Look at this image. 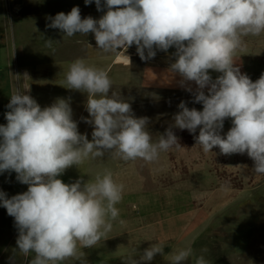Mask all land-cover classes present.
I'll list each match as a JSON object with an SVG mask.
<instances>
[{
    "label": "clouds",
    "instance_id": "1",
    "mask_svg": "<svg viewBox=\"0 0 264 264\" xmlns=\"http://www.w3.org/2000/svg\"><path fill=\"white\" fill-rule=\"evenodd\" d=\"M92 2L85 0L86 5ZM95 4L101 11V0ZM103 7L108 10L98 20L82 19L79 7H73L68 14L50 18L46 27L68 37L93 33L97 49L104 53L135 44L142 61L156 56L154 48L167 52L175 47L169 69L181 77V86H198L194 102L202 103L203 110H190L181 101L174 124L153 142L146 130L148 119L135 118L130 104L115 93L109 97L108 73L77 59L65 83L68 89L87 93L91 119H82L93 126L89 141L78 132L68 101L57 99L41 109L30 95L14 89L5 114L7 125H0V173L14 171L28 189L10 199L0 191V206L14 217L18 253L25 258L33 254L28 264H62L68 259L86 264L80 249L95 247L112 230L124 185L111 171L87 182L81 178L66 184L57 178L88 159L109 153L124 162L151 163L161 151L181 147L173 128L195 134L199 127L194 139L205 153L215 147L226 156L247 153L254 161L253 172L264 175V74L252 82L234 61L244 48L243 37L264 32V0H106ZM209 70L222 75L213 80ZM226 118H232L233 126L225 137L221 131ZM134 253L136 248L124 264H148L158 254L163 256L164 248L154 243L139 256ZM191 255L190 246L182 248L171 254L169 264H186ZM195 264L210 262L200 255Z\"/></svg>",
    "mask_w": 264,
    "mask_h": 264
},
{
    "label": "crops",
    "instance_id": "2",
    "mask_svg": "<svg viewBox=\"0 0 264 264\" xmlns=\"http://www.w3.org/2000/svg\"><path fill=\"white\" fill-rule=\"evenodd\" d=\"M105 3L106 0H101V11L97 10L94 0L89 5L85 4V0H32L27 9V6L21 8L23 10L20 13H24L23 17L26 19V23L33 24V31H39L43 34L39 38L47 42L43 49L46 52L50 51L53 57L58 56L44 63L48 71L54 69L60 72V79H56L55 83L58 88L62 89V93L56 97H65L70 105L78 98L74 95L78 93V90L68 89L65 83L69 66L77 59H83L86 64L102 68L108 73L112 81V88L109 93L116 88L189 92L186 88L191 87L193 91L189 93L193 94L198 86L194 82H186L184 86H181V77L169 69L170 64L175 62V57L172 55L176 51L175 47H170L167 52L154 48L156 56L142 61L137 54L135 44L118 52L104 53L97 49L93 33H88L85 36L78 33L76 36L68 37L60 29L46 27L47 24L51 23L50 18H54L56 14L61 12L68 14L73 7H79L82 19L90 16L98 20L108 10L103 7ZM52 37V41L58 40V43H48ZM126 56L130 58V62ZM29 64L35 65L36 70L25 67L22 70L26 77V80L23 77L22 87L26 89L25 94L27 95L31 94L33 84H31L30 89L26 84L34 75H36L34 80L38 79L41 84L45 80H50V78L41 80L37 77L42 63ZM241 68L242 71L240 72L243 74L242 65ZM209 74L215 77L211 71ZM40 90L41 87L37 89L35 94L41 96ZM204 92L206 95L208 94L207 87ZM194 108L203 110L201 109L203 105ZM179 111L180 109H175L171 113L162 115L156 119L152 128L149 126L152 116L148 118V114L145 115L148 119L146 130L151 134L153 142H157L159 136L163 135L166 129L174 124L173 117ZM134 112L136 111H132V113ZM232 126V122L226 123L224 121L221 135L226 137V133ZM172 130L174 134L177 133L181 147L173 146L167 151H161L158 159L154 162L148 163L140 159L124 162L119 158H113L109 153H106L104 157L96 158L95 164H98L97 167L101 170V174L105 170L111 171L114 180L124 185V192L121 202L116 205L119 216L113 222L112 230L107 237L97 244H100L99 250L90 253L93 258L96 255H101V259H107L110 264H124L132 249L136 248L137 253L133 255L139 256L151 244L159 243L164 248V255L158 254L148 264H169L170 256L177 245L175 239L185 228L194 224V220L197 219L196 216L204 220L215 213L214 210L210 209L213 204L224 205L227 203L229 188L226 185L211 187L214 179L219 177L214 168L226 167L225 170H227L228 164L222 165L226 161H230L231 164L233 162L239 164L238 169L240 170L249 168L251 158L247 153L226 156L220 154L218 147L213 148L212 152L205 153L200 145H196L194 139V136L199 135V127L195 134L189 133L186 129L173 128ZM92 131L93 129H86L80 131V134H86L91 141ZM180 132L185 133L178 134ZM182 136L187 139V143H182L179 140ZM90 163V159H88L78 167L73 165L68 168L70 171L63 173V182L71 184L81 178L84 182L94 180L95 178H85V171H82ZM181 169L201 170L200 185L194 187L195 180L183 178L182 174L179 173ZM172 172L175 176L170 180ZM187 186L192 187L188 188ZM120 221L123 223L121 224ZM151 226H155L156 232H159L160 235L154 234ZM126 234L131 236L127 237ZM88 257L86 256V258Z\"/></svg>",
    "mask_w": 264,
    "mask_h": 264
},
{
    "label": "rangeland",
    "instance_id": "3",
    "mask_svg": "<svg viewBox=\"0 0 264 264\" xmlns=\"http://www.w3.org/2000/svg\"><path fill=\"white\" fill-rule=\"evenodd\" d=\"M23 1L25 0H0V125L3 126L7 125L5 114L10 111L7 105L10 103V96L14 89L19 88L26 93V89L22 87L23 77L26 80L22 70L24 67L36 70V66H31L29 63H42L37 77L41 80L50 78L49 81L45 80L43 84L39 83L38 79L34 80L36 75L29 82L26 81L29 89L33 84L30 96L35 99L41 109L51 106L57 99L67 101L65 97H56L62 93V89L58 88L55 83L56 79H60V72L50 68L48 71L44 65L50 59L58 56L53 57L50 51L46 52L43 49L47 43L39 39L43 34L39 31H33V24L26 23V19L23 17L24 13L21 14L20 11L25 6L27 9L32 0ZM52 39L53 37L50 43H58V40L52 41ZM243 41L244 48L238 50L234 57L235 66L242 71V65L243 74L255 82L264 74V32L259 36L243 37ZM210 71L215 76L210 75L213 80L222 75V73L214 70ZM40 87L41 96L35 94ZM113 93L130 104L131 110L136 111L133 113L136 114L135 118H145L146 114H148V118L152 116L150 128L156 119L162 115L179 109L178 105L181 101H184L190 110L203 105L194 102L192 93L179 90L116 88L111 90L109 97ZM74 95L78 98L70 107L72 119L78 126V132L93 129L92 125L82 119H91L86 110L87 93L78 91ZM143 103L145 105L142 106ZM225 122H232V118H226ZM226 128L228 127L226 126ZM175 135L177 136V133ZM179 140L182 143H187L184 136ZM95 161L96 159H90L91 163L83 168L85 178H95L97 174H101V170L98 169V164H95ZM225 164L229 166L227 170H225L226 167L214 168L219 177L214 179L211 187L226 185L229 188L227 203L224 205L213 204V207L210 208L215 211L213 215L204 220L196 216L197 219L194 220V224L185 228L175 239L177 245L172 254L188 246L192 248V255L186 264H195L196 258L200 255H204L210 264H264V175L253 172L254 161L252 159L249 168L244 170L238 169L239 164L237 165L235 162L231 164L230 161H226L222 165ZM68 171L70 169H66L65 172ZM201 172V170L196 169L179 170L183 178L196 181L193 184L194 187L201 183L199 179ZM170 176L171 180L175 175L172 172ZM16 177L17 174L14 171L0 173V191L6 193V198L10 199L28 189V185L20 183ZM63 177L64 174L57 178L62 180ZM187 187L191 188L192 186ZM151 229L154 234L160 235L159 232H156L155 226H151ZM130 236L127 235V237ZM17 238L18 229L14 217L9 216L6 208L0 206V264H28L32 259L33 254H29L25 258L23 254L18 253ZM99 248L100 244L91 249L81 248L80 251L83 254L81 259L86 261V264H110L107 259H101V255H96L94 258L90 255L91 252L99 250ZM205 249L207 251H204ZM86 256L89 257L86 258ZM62 264H80V261L68 259Z\"/></svg>",
    "mask_w": 264,
    "mask_h": 264
},
{
    "label": "bare ground",
    "instance_id": "4",
    "mask_svg": "<svg viewBox=\"0 0 264 264\" xmlns=\"http://www.w3.org/2000/svg\"><path fill=\"white\" fill-rule=\"evenodd\" d=\"M123 59V58H122Z\"/></svg>",
    "mask_w": 264,
    "mask_h": 264
}]
</instances>
